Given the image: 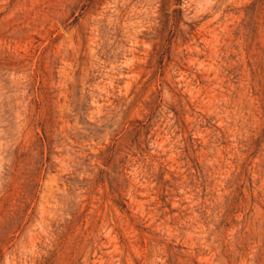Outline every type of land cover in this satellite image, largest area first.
I'll return each mask as SVG.
<instances>
[{
	"label": "rangeland",
	"instance_id": "obj_1",
	"mask_svg": "<svg viewBox=\"0 0 264 264\" xmlns=\"http://www.w3.org/2000/svg\"><path fill=\"white\" fill-rule=\"evenodd\" d=\"M0 264H264V0H0Z\"/></svg>",
	"mask_w": 264,
	"mask_h": 264
}]
</instances>
